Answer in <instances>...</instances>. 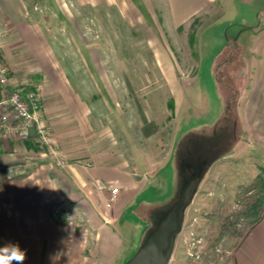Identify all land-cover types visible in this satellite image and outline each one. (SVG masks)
Wrapping results in <instances>:
<instances>
[{
  "label": "rangeland",
  "instance_id": "obj_1",
  "mask_svg": "<svg viewBox=\"0 0 264 264\" xmlns=\"http://www.w3.org/2000/svg\"><path fill=\"white\" fill-rule=\"evenodd\" d=\"M220 5L216 0L179 21L169 13L168 0H0V59L12 84L38 94V115L51 137L48 145L0 137V184L24 164L88 166L86 158L62 153H103L114 144L112 137L120 150L131 146L167 153L178 128L170 103L177 79L168 77L174 73H179V89L184 92L193 81L187 73L199 71L197 86L208 97V119L220 110L206 76L209 70L215 72L224 100L219 148L230 150L241 133L233 110L242 88L239 75L248 68L240 59L237 29L224 22H207L200 28ZM263 9L254 21L262 26ZM242 13L248 15L246 9ZM204 108L199 106L197 113ZM196 124L191 120L181 132ZM247 142L255 158H223L205 175L193 169L201 179L184 208L176 257L168 264L178 259L183 264H232L231 250L264 208V126L255 127ZM171 173L169 166L161 176L167 179ZM178 177L173 193L170 180L144 192L146 199L172 195L168 204L152 208L155 221L150 228L182 197L190 179Z\"/></svg>",
  "mask_w": 264,
  "mask_h": 264
},
{
  "label": "crops",
  "instance_id": "obj_2",
  "mask_svg": "<svg viewBox=\"0 0 264 264\" xmlns=\"http://www.w3.org/2000/svg\"><path fill=\"white\" fill-rule=\"evenodd\" d=\"M214 1L168 0L169 13L174 20L181 21L205 10ZM220 2V9L212 11L215 18L206 20L200 28L207 22H224L237 29L236 39L242 45L240 59L248 68L239 75L242 88L233 110L241 133L232 148H219L218 122L224 100L215 72L209 70L206 76L215 88L220 110L208 119L204 114L209 107L208 97L197 86L199 71L187 73L193 81L184 92L179 89V73H174L168 77L177 79L172 84L170 103L178 128L172 134L167 153H150L131 146L130 151L126 147L120 150L115 145L116 137H112V148L103 153H62L86 158L88 166L20 165L16 174L0 184V246L9 242L19 244L26 250L24 264H52L50 257L57 253L60 255L56 264H122L141 245L155 221L152 208L168 204L172 197L146 199L142 197L146 190L170 180L173 193L181 180L178 174L186 177L187 167L205 175L223 158L238 154L255 158L247 139L255 133V127L264 126V21L263 26L254 22L264 8L261 9L264 0ZM242 9H246L247 16ZM199 106H205L203 113H197ZM191 120L196 121V126L181 132V126ZM202 146L201 153H193ZM169 166L172 173L163 178L162 171ZM107 184L118 188L115 198ZM175 244L170 260L176 257ZM230 256L232 264H264V211ZM175 264L183 262L178 259Z\"/></svg>",
  "mask_w": 264,
  "mask_h": 264
},
{
  "label": "built area",
  "instance_id": "obj_3",
  "mask_svg": "<svg viewBox=\"0 0 264 264\" xmlns=\"http://www.w3.org/2000/svg\"><path fill=\"white\" fill-rule=\"evenodd\" d=\"M40 99L36 91L12 84L8 67L0 59V137L18 141L51 142L49 128L39 117ZM59 155L58 151H53ZM61 164V162H59ZM112 198L118 188H111Z\"/></svg>",
  "mask_w": 264,
  "mask_h": 264
},
{
  "label": "water",
  "instance_id": "obj_4",
  "mask_svg": "<svg viewBox=\"0 0 264 264\" xmlns=\"http://www.w3.org/2000/svg\"><path fill=\"white\" fill-rule=\"evenodd\" d=\"M189 184L183 191L178 203L169 208L145 236L135 254L126 264H168L175 239L182 228L184 208L190 203L200 176H194V170L187 167Z\"/></svg>",
  "mask_w": 264,
  "mask_h": 264
},
{
  "label": "clouds",
  "instance_id": "obj_5",
  "mask_svg": "<svg viewBox=\"0 0 264 264\" xmlns=\"http://www.w3.org/2000/svg\"><path fill=\"white\" fill-rule=\"evenodd\" d=\"M59 253L50 257L52 264H56ZM26 259V250L20 248L19 244L7 243L0 246V264H24Z\"/></svg>",
  "mask_w": 264,
  "mask_h": 264
},
{
  "label": "trees",
  "instance_id": "obj_6",
  "mask_svg": "<svg viewBox=\"0 0 264 264\" xmlns=\"http://www.w3.org/2000/svg\"><path fill=\"white\" fill-rule=\"evenodd\" d=\"M263 11H264V9H263ZM256 206H253L252 207V210H255L256 208H255ZM263 211H264V208H263ZM263 211H262V213H263ZM262 215V214H261ZM261 217V216H260ZM260 217L256 220V221H258L259 219H260ZM160 218H161V216H160ZM156 224V223H155ZM150 229L151 228H149L147 231H146V234H145V236L147 235V233H149V231H150ZM145 236H144V238H145ZM144 238H143V240H144Z\"/></svg>",
  "mask_w": 264,
  "mask_h": 264
}]
</instances>
